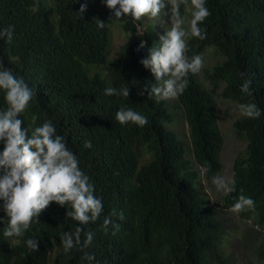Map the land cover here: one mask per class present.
<instances>
[{
    "label": "trees",
    "instance_id": "obj_1",
    "mask_svg": "<svg viewBox=\"0 0 264 264\" xmlns=\"http://www.w3.org/2000/svg\"><path fill=\"white\" fill-rule=\"evenodd\" d=\"M187 1L181 0L180 13ZM81 3H87L83 16ZM207 7L210 14L199 22L207 36L187 35L188 55L214 48L222 59L205 70L206 77L223 81L224 98L236 104L254 100L264 108V0H207ZM111 16L103 0H0V26L15 25L11 40L0 38V62L34 92L19 113L22 125L53 119L103 200L100 217L84 225L93 232L92 243L68 253L61 234L80 223L67 215L68 206L50 202L24 237L4 236L6 220L0 221V264H91L85 253H94L100 264H235L223 249L222 211L240 192L255 200L241 215L262 228L240 241L264 259V114L234 119L245 154L233 160L236 191L224 194L223 208H217L197 188L201 173L211 179L222 168L215 98L196 73L176 97L189 130L188 157L185 142L167 126L175 117L171 107L147 90L140 94L146 82H155L140 58L159 39L156 30L149 25L140 36L141 20ZM118 22L131 38L110 57V27ZM141 39L147 44L138 50ZM242 71L253 81L251 96L240 89ZM123 84H129V97L103 91ZM121 105L147 115L148 123L119 122ZM7 106L0 92V107ZM88 139L91 147L84 144ZM105 216L119 229L105 225ZM28 236L37 238V249L27 246Z\"/></svg>",
    "mask_w": 264,
    "mask_h": 264
},
{
    "label": "clouds",
    "instance_id": "obj_2",
    "mask_svg": "<svg viewBox=\"0 0 264 264\" xmlns=\"http://www.w3.org/2000/svg\"><path fill=\"white\" fill-rule=\"evenodd\" d=\"M75 2V0H74ZM116 18H131L140 21L145 15L158 17L167 14L171 26L159 34L156 43L148 48V54L140 58L146 68L155 77V82H146L140 90L147 96L157 99L175 98L182 94L189 84L188 76L201 70L204 59L200 54L189 56L188 43L185 37L189 34L204 39L206 30L200 25L209 14L207 0H191V19L187 28L180 14V0H103ZM87 3H81L78 13L83 16ZM99 27L104 20L97 18ZM14 24L0 26V38L11 40L14 35ZM144 31L141 30L140 36ZM147 41L141 39L137 48H143ZM242 93L251 96L254 92L252 79L241 72ZM105 94L129 97V84L119 87L106 86ZM0 92H3L7 107H0V221L6 220L3 235L6 237H24L33 220H39L40 213L50 202L55 201L68 206L67 215L80 223L74 230L61 234L65 253L74 248H86L93 241V232H85L84 225L95 221L103 211V200L95 193V185L90 176L80 167V159L68 145L65 135L58 132L53 119H46L40 124L22 125L19 115L34 92L22 76L0 62ZM239 112L250 118L264 114L254 100L240 102ZM115 118L122 124L129 121L143 126L148 123V116L133 107L121 105L115 112ZM35 120V118H33ZM86 147H91L90 139L85 140ZM212 182L224 194L236 191L235 176L214 175ZM255 207L253 197L243 192L234 199L231 208L240 212ZM121 218L123 213H120ZM104 224L118 222L111 216H105ZM83 233V235H82ZM25 243L30 249L39 247L35 236L26 237ZM91 264H100L94 253H85Z\"/></svg>",
    "mask_w": 264,
    "mask_h": 264
},
{
    "label": "rangeland",
    "instance_id": "obj_3",
    "mask_svg": "<svg viewBox=\"0 0 264 264\" xmlns=\"http://www.w3.org/2000/svg\"><path fill=\"white\" fill-rule=\"evenodd\" d=\"M190 9L191 0H188L187 4L184 5V11L180 13L181 16L184 17L185 23L183 27L185 28L189 26V21L191 19L192 13ZM149 25L154 27L156 34L159 36L160 33L171 26V22L167 14L158 17H149L145 15L144 18L141 19V24H137V29L141 32V30L144 31L147 29ZM130 38V33H126L122 29L120 22L116 25L112 24L110 27L108 55L110 57L116 56L120 46ZM201 56L204 59V64L201 70L196 72V77L198 82L207 88L215 98L217 106V123L224 140L219 153L222 168L217 174L230 177L233 173L232 167L234 158L237 154H245L246 143L245 141L238 139L233 130L234 119L240 117L242 114L239 112L238 104L222 96V88L224 86L223 81H211L205 75V70L218 63L222 59V56L218 54L214 48L207 49ZM162 100H164L165 103L171 107L172 112L175 113L173 122L167 124V126L175 131V133L185 142L187 156L190 157L191 143L183 110L177 105L176 97L165 98ZM197 188L199 193L208 197L210 202L217 208H223L222 196L224 193L216 188L215 184L212 182V178L206 179L201 173V177L197 181ZM222 216L226 227L223 242L224 252L231 256L235 264H264V259H261L255 250L246 247L243 244V240L240 241L242 236L251 239V237L247 235L250 233L259 234L262 231V228L257 227L251 219L243 217L241 211L234 212L232 208L224 209L222 211Z\"/></svg>",
    "mask_w": 264,
    "mask_h": 264
}]
</instances>
